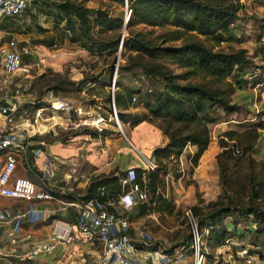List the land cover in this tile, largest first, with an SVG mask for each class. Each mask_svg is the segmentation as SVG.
<instances>
[{
	"label": "trees",
	"instance_id": "16d2710c",
	"mask_svg": "<svg viewBox=\"0 0 264 264\" xmlns=\"http://www.w3.org/2000/svg\"><path fill=\"white\" fill-rule=\"evenodd\" d=\"M107 1L115 2L121 7L127 5V12L121 11L119 14L113 15L103 6L89 7L82 4L81 1H50L54 8L51 11L55 23L53 30L61 40L68 36L70 43L78 45L83 50V54L88 55L114 54V57L121 36L122 47L133 51L138 57L144 55L153 61L147 64L140 63V60L132 63L141 64L146 74L159 76L164 82L162 89L155 95L143 99V105L148 108L147 114L140 116L137 113L120 110L118 108L120 96L116 89L114 90V105L118 117L124 122H130L133 126L141 120L161 121L159 127L166 134L167 142L153 149L152 156L156 166L145 172V178L143 177L144 168L135 167V180L146 185L147 190L148 186L151 187L150 189L154 192L159 184H164V175L167 170L169 168H172L173 171L176 169L177 158L187 144L195 146L191 160L195 165L210 142V124L221 118L227 119L235 116L241 107L248 109L246 106H241L242 103L233 100V94L240 85V79L229 77L233 76L236 67L250 64L251 59L243 47L233 50H224L220 47L223 41L233 37L229 26L238 18L239 1H230L229 3H225L224 0ZM43 2L46 0H32V3L37 7ZM18 17L2 16L0 27L7 28L9 32L20 31L23 24H20ZM137 24L169 26V28L157 35L159 41H152L141 38L138 33L131 30ZM38 29L39 31L47 30L41 25L38 26ZM123 32H128V35ZM54 39V34H52L38 42L51 46L55 43ZM177 40H180L177 44L167 43ZM31 54L32 51L22 54V62H29ZM165 61L175 64L181 70L174 72ZM82 72L83 76L79 80L71 79L68 73L64 78L56 77L54 82L47 85L43 91L39 90V93L50 91L57 95L61 92L64 93L65 90L80 91L87 79H95L99 74L98 72L95 74ZM66 83L71 85V88L65 87ZM118 83L115 81V86ZM124 93L127 100L124 107L126 108L133 103L136 99L135 94L140 93V90L139 88H125ZM40 97L44 98V94ZM133 97H135L134 100H132ZM106 100L109 103L111 101L109 97ZM23 105L20 106V110L23 109ZM215 106L222 110L220 115L213 113ZM107 109L111 110L110 107ZM263 125L264 122L260 125L255 124L244 131H237L236 128L226 129L221 132L223 138L220 137L217 140L222 146L216 159L219 183L223 193L216 200L208 201L206 210L198 217L194 213L198 206H193L194 211L191 209L199 229L208 228V233L203 237L202 252H205L204 247L215 249L223 244L227 237H230L229 227L231 224L224 221L223 217L232 214L233 211H236L237 215L251 214L256 225L249 226V230L264 234V205L262 206V201L254 204V200H259L261 196V182L254 180L256 174L251 170L243 175L240 173V168L237 167L238 163L245 159L264 164V157L253 159V156L259 153L256 140L260 133L259 128ZM106 133V128L82 126L81 129L73 130L70 133L51 136L47 141L53 142L57 139L66 141L79 134L96 137ZM226 137L238 140L241 143V149L238 148L237 152L234 151V147L227 144L224 139ZM31 139L33 141L31 147L42 146L39 141L43 138L35 136ZM169 162H171L170 166ZM191 169L192 165H189L188 171ZM123 173L124 171H117V169L94 173L83 189L77 192L70 190L63 193L57 192L55 196L59 194L60 198H65L63 200L68 201H83L98 196L115 198L122 192L119 178ZM178 175L177 171L174 172L175 177ZM261 181L263 180L261 179ZM263 185L264 181L262 188ZM101 187H103L104 195H100ZM245 196L247 202L244 201ZM156 199L161 204H158L157 209L167 210L170 208L172 200L163 197H156ZM138 207L140 213H145L150 206L148 201H144L138 204ZM68 214L73 215V220L76 219V205L68 206ZM52 216L62 217L60 214L50 217ZM188 242L189 238L183 244ZM253 243L258 245L256 242ZM175 246L177 245H172L169 250ZM235 249H233L234 252ZM206 255L211 257L213 253H206ZM237 264L242 263L238 262Z\"/></svg>",
	"mask_w": 264,
	"mask_h": 264
},
{
	"label": "rangeland",
	"instance_id": "374dc122",
	"mask_svg": "<svg viewBox=\"0 0 264 264\" xmlns=\"http://www.w3.org/2000/svg\"><path fill=\"white\" fill-rule=\"evenodd\" d=\"M54 0H46V2H43L40 4L39 7L35 6V4L32 3V0H30L29 5L27 8L23 11V13L17 18L20 24H23L20 31L14 30V32L20 33V35H17L15 38L17 41H23L26 40L32 48V53L35 51L36 53H39V55H44L45 62H42L41 59L37 63H33L30 68L27 70H24L25 73L27 72L28 76H19L16 75V79H12V83H19L24 89L22 93V105L23 109L18 110V112L15 115V121L21 128L23 134L25 137L28 136L27 133H31V137H38L43 138L45 142H47L48 139L51 138V136L60 135V134H66L70 133L73 130L81 129L82 126H87L91 128H96L94 123V120L89 119V114L87 115V112H90L89 107L90 105L93 106L94 103H98V100H96L95 97H92L91 95H88L84 92L75 91V90H65L64 93L60 94H50L47 93V100L44 98H41L40 96L43 94H46L47 91H44V93H39V90H44L47 85H50L52 82H54V79L56 77L64 78V76L68 73L76 72L78 69L81 71H84L87 74H95V73H102L103 77H109L110 73L112 75V78L115 77V81H120L124 85H127L129 88H139L140 93L136 94V99L131 103V106L134 108V113H137L140 116H144L147 114V109L143 105V99L145 98H151L153 95H155L159 90L162 89L164 82L162 81L161 77L154 76V75H148L144 72L142 65L140 64H132L134 62H137L140 60V63L147 64L149 62H153L149 58H147L144 55H140L138 57L134 54L133 51H130L126 49L125 47H117V52L115 56L114 54H104V55H94V54H83V50L76 44L70 43L68 41V36H65L63 40H61L60 36L57 37V34L54 32L53 28L55 27L53 14H51L54 10L52 6V2ZM75 1H81L82 4L87 5L89 7H99L103 6L105 7L110 14L116 15L119 14L121 11L127 12L126 5L124 7H121L115 2L107 1V0H75ZM236 0H224L225 3H229ZM239 8L237 11L238 18L235 22L231 23L229 26V31L232 33L233 37H229L227 40L223 41L220 44V47L224 50H233L239 47H243L246 49V51H252L250 54H262L260 59L257 61H254L252 58L251 63H254V66H259L260 68H264V0H238ZM14 25V24H13ZM41 25L42 27L46 28L45 31H39L38 26ZM15 27V26H13ZM169 28V26H152V25H145V24H137L131 28L133 32L138 33V36L144 39H151L152 41H159V33ZM59 29V28H58ZM125 35H128V32H123ZM54 34V44L51 46L44 45L42 43H39L38 41L40 39H45L46 37L51 36ZM59 35V34H58ZM19 39V40H18ZM121 40V36H120ZM119 40V43H120ZM180 40L177 41H169L167 43H179ZM119 45V44H118ZM44 46L49 50L57 49L55 50L56 53H64L65 48L68 50H82L78 55L77 58H70L67 59L66 62L61 65L59 68H52L51 66H48L47 64V58L48 54H45V51H43ZM68 53H70L68 51ZM249 55V53H247ZM63 56V54H62ZM32 60V54L31 58ZM157 61V60H155ZM161 61V60H160ZM167 66L171 67L174 72L180 71L181 68L176 66L175 64L168 63L165 61ZM24 65V64H23ZM24 67V66H23ZM22 67V68H23ZM21 68V69H22ZM20 69V70H21ZM72 71V72H71ZM70 76V75H69ZM27 79V80H26ZM252 85V83L250 84ZM71 88V85L65 84V87ZM53 93V92H52ZM257 97L261 96L260 93L257 91L256 94ZM39 97V98H38ZM65 98L68 101H71L70 104V112H71V120H67L62 122L63 124L57 123V119L62 120L58 116V110L52 108L51 101L54 103L53 105H57V101H55V98ZM262 99L257 98V101ZM246 102L241 104V106H246L248 109L246 111L245 108L241 107L236 114L235 118L233 119L235 122V128L237 131H244V129L250 128L253 125H260V123L264 122V109H261L259 106L258 108H250L252 107L250 105V102L248 101V97H245ZM107 101V100H106ZM60 103V102H59ZM58 103V104H59ZM108 103V101H107ZM39 105V106H37ZM138 105V106H137ZM259 105V104H258ZM42 110L37 114L39 107ZM109 106L104 105V108L108 110ZM93 112V109L91 110ZM94 113V112H93ZM112 113V111H111ZM131 113V112H130ZM213 113L215 115H220L222 113V110L215 106L213 108ZM118 116V114H117ZM88 117V118H87ZM111 118V125H113V130L111 131L112 134H117L118 136H122L125 141L128 142L129 146L132 147L133 152L137 159H139L137 150L140 149L139 146H133L130 144L128 138H131V129L134 127L130 124V122H124L119 117V122L122 127L123 132L119 128L116 118L113 114L110 116ZM83 121L85 123H83ZM97 121V120H96ZM57 124H56V123ZM153 122H156L158 125H160V120H155ZM33 124V127H36L38 130H33L31 128V125ZM62 125V126H60ZM133 126V127H132ZM25 127V128H24ZM62 127V128H58ZM111 127V126H110ZM264 127V125H263ZM42 130V131H40ZM51 132L50 134H48ZM222 135V134H221ZM81 137H85L82 135ZM88 137V134H87ZM99 137V136H96ZM223 138V135L220 136ZM217 137V140L220 138ZM76 139V136L74 137ZM90 140V138H87ZM227 141V144H229L231 147H238L240 148L241 143L238 140H231L229 138H224ZM82 138L80 136H77V139L74 141H77L78 147L81 149V151L75 155L74 159H67L64 160L63 163L58 164V166L55 168V164L53 165L54 173H61V177H63V172H70V174L74 175L76 178V181L72 184L71 187L75 186L77 181L79 180H85L89 181L91 172H94V169H97L95 171H104L99 170L100 163L104 164V157L103 160L100 156L101 148L99 147L103 146L100 145V143H97L92 145L91 143L84 144L80 143ZM86 141V140H85ZM258 146H259V153H257L255 156H253V159L264 157V138L259 133L258 138L256 140ZM40 143V142H39ZM233 143V144H232ZM84 144V147H80ZM232 144V145H231ZM41 145V143H40ZM96 146V149L94 147ZM41 148V146L34 145V147H31L28 149L26 153L27 162L22 158L21 163H18L16 174L17 175H26L32 180L36 181L38 184H42L43 181L40 179L41 173L36 172V170L33 168L32 164H34V157L36 156L33 152V148ZM241 149V148H240ZM93 150V151H92ZM88 153H94L92 156L93 158H88L86 156V152ZM233 154V153H232ZM35 160V159H34ZM30 164V166H29ZM171 162H169L170 166ZM238 168H240L241 174H246L248 172H253L256 174V177L254 180H259L261 182L260 189L261 190V196L259 200L255 199L254 204L257 202L262 201V206L264 205V185L262 188V183L264 181V164H259L257 161H248V159H245L238 163ZM177 169V170H176ZM176 169L172 171L173 173L176 171H180L179 165H177ZM172 168H169L167 170L171 171ZM117 171H122L118 169ZM166 172V173H167ZM58 179V178H57ZM56 179V181H58ZM261 179L263 181H261ZM62 181V182H61ZM59 181V183L64 184V180ZM189 182H193V179H188ZM45 182H50L51 184L55 182L53 177L50 180H45ZM159 184L160 191H152L148 186V197L147 200L149 203V208L147 210V214L149 216L143 215L145 219L152 218L153 221L158 223V233L150 234L148 232H145V234L148 236L147 238H150V241H159V239H166L167 237L172 238L173 242L171 245H179L187 242L189 236H190V229L187 221V217L185 214V210L190 208L193 210V206H198L197 211L194 213L196 217L199 216V214L206 210L207 208V202H204V198L202 196V193L198 190L195 194V200L191 203V201H187L185 205H175L172 198H169V194L171 191V183L168 184ZM169 185V191L166 189V186ZM64 186V185H63ZM70 186V185H69ZM55 187V185H54ZM80 186H75L72 190L77 192L80 190ZM162 191V193H161ZM169 193V194H168ZM221 193H223L222 188L220 186V192L217 195L215 199L209 200L213 201L216 200ZM165 194V195H164ZM158 195V196H157ZM59 197V194L56 196ZM156 197H163L168 198L171 201L170 208L167 210L157 209L159 201L156 199ZM62 199V198H61ZM65 199V198H63ZM244 201L247 202L246 196L244 197ZM191 203V204H190ZM161 205V204H159ZM23 206V205H22ZM200 214V215H201ZM50 217V216H49ZM224 221H228L230 225V233L229 235L237 239L239 242L248 243L250 245H254L251 247H254L255 250H260L258 252H261L262 256L264 257V234L251 231L249 230L250 227H254L256 225V221H254L253 216L251 214L246 215H237L236 211H233L232 214H227L223 217ZM159 221V222H157ZM239 229V230H237ZM203 232V236L208 233V228L204 227L201 228ZM236 231V232H235ZM240 231V232H239ZM239 232V233H238ZM161 233V234H159ZM167 236V237H166ZM162 241V240H160ZM253 242H256L258 245H255ZM205 252L202 262L200 264H236L237 259L236 255L233 251L235 247L231 246L228 249L226 247H219L217 250L211 249L209 247H204ZM201 251H202V245H201ZM213 253L211 257H208L206 253ZM194 260V253L190 251L188 255L185 258V261L183 264H193Z\"/></svg>",
	"mask_w": 264,
	"mask_h": 264
},
{
	"label": "crops",
	"instance_id": "0c3cea01",
	"mask_svg": "<svg viewBox=\"0 0 264 264\" xmlns=\"http://www.w3.org/2000/svg\"><path fill=\"white\" fill-rule=\"evenodd\" d=\"M17 35H20V33L18 32L16 33L14 31L9 32L7 28L0 27V44L6 42L10 38H17L18 37ZM23 41L27 42L26 40ZM42 47H43V51H45V54H48V56H46L47 64L52 68H59L61 65H63L66 62L67 59L74 57L77 58V55L82 51L80 49L68 50L67 48H65L66 52L56 53L55 50L57 49L46 50L44 46ZM68 51L70 53H68ZM251 52H252L251 50L247 51V53H249L248 55L249 58H252L254 61L260 59L262 54L255 53L251 55L250 54ZM40 59L42 62H45L44 55L40 56L39 53H36L34 51L32 53V60H30L27 63H23L24 65H22L21 68L23 66L24 67L22 69L19 68L15 72L13 79L14 78L16 79V75L25 76V77L28 76L27 72L25 73L24 70L30 68V66L33 63L34 64L37 63ZM253 64L254 63H250L248 65H242L236 67V69L233 72V76L229 77V78L240 79V85L237 87V89L233 94V100L243 104L244 102H246L245 97H248V101L252 106L250 108H254L256 106L257 107L262 106L261 109H264V84L258 87V92L261 95L259 97L256 96L257 92H255L253 90V86L250 85L251 83L253 84L256 83V81H258L259 83H262L264 81V68H260L261 72L252 82L247 80L245 77V72L248 69H250L251 66H254ZM0 73H1V63H0ZM69 75L71 79L79 80L80 78H82L83 72L78 69L76 72H72ZM111 80H112L111 73L109 77H103V72H102L98 74V76L95 79H87V81L84 83L83 89L81 90V92L91 95L92 97H95L96 100H98V103H94L93 106L91 105L89 106L91 107L89 109L91 110L93 109L94 113L91 110H89L90 112H87V115L89 114L90 120H94V122H97L94 123L95 125L93 126H95L98 129L106 128L107 133L104 135H99V137H91L89 135L87 137V134L75 135L76 139L77 136H80V138L83 139L81 140L80 143L84 142V144L91 143L92 145H94L98 141L100 145H103L99 147V149L101 148L102 150L100 151V156L102 160L103 157L105 160L104 164H102V162L100 163L99 170H104L102 172H108L112 169H117V170L120 169L124 171L126 167L130 165L142 167L140 159H137L138 157L135 156L133 149L132 147L129 146L128 142L125 141V139L122 136H118L117 134L111 133V131L113 130V125H111V118H110L112 114L111 101L110 103L109 102L107 103L106 101L107 97L110 98ZM118 82L119 83L117 84V86H115V82H114L113 101H114V90L116 89V91L119 93L120 96L119 99L120 104L118 108L123 112L134 113L135 107L128 105V107L124 108L125 104L127 103L124 89L129 87L127 85H124L120 81ZM13 85L17 86L20 84L13 83ZM47 93H50L51 95L53 94L50 91L46 92V94H44L46 100H47ZM260 97L262 99L257 101V98ZM55 99H56L55 101L57 102L64 100L66 103V105L62 107H58V108L52 107L58 110V115H59L58 117L62 119V120L57 119L56 122L57 123L59 122V124H63L62 122L71 120V112H70L71 101H68L62 97ZM52 103L53 102L51 101V104ZM104 105H108L111 108V110L110 111L106 110L104 108ZM114 107L116 110L115 105ZM41 108L44 107L42 106ZM235 117L236 115L231 116L230 118L227 119L221 118L210 124V138H211L210 142L207 148L202 152V154L198 158V161L195 165H192L189 162V158L192 157L195 152V146L191 144H187L183 148L182 152L179 154L177 158L178 161L177 165H179L180 167V169H178L180 171H177L179 175L177 177L174 176L173 180L168 181V183L169 182L171 183L170 185L171 191L170 194L168 193L169 198L173 199V202L176 206L185 205L187 201H191V203H193L194 202L193 200H195V194L198 190L202 193L204 202L215 199L219 194L220 192L219 170H218L216 156L217 153L222 149V146L219 145L217 141V137L222 136L221 135L222 131L226 129L235 128V123H231V122H235L233 119H231ZM83 123L85 122L83 121ZM31 128L36 131L38 130L36 127H33V124ZM58 128H62V127H58ZM130 132H131L130 133L131 138H128L130 144L133 146L134 145L139 146L140 149L143 151V153L145 155H148L152 159H153L152 156L153 149L156 146L163 145L167 142L166 134L163 133V131L160 129L159 125L156 122L141 120L131 129ZM50 133L51 132H49L48 134ZM27 134L28 136H30L31 133H27ZM82 135H84L85 137H81ZM75 136L70 137L66 141L57 139L53 142H48V141L45 142L43 139L40 140L39 142L42 144V146L41 148L38 147L40 149L39 155L34 157L35 159V160L33 159L34 164L31 163L33 168L36 170V172L41 173V167L43 166V162L46 159H48L53 163H56L55 168L58 166V164L63 163L64 160L74 159L75 155L81 151V149L78 147L77 141H74L76 140L74 138ZM87 138H90V140H88ZM84 144L81 145L80 147L82 146L84 147ZM95 149L96 146L94 147L93 150ZM85 152L86 151H84V153ZM94 154L95 152L93 154L91 152L90 153L86 152V156H88V158H93L92 156ZM3 160H4V155L0 153V167ZM18 163H21V160ZM189 165H192V169L188 171ZM95 170L97 169H94L93 170L94 172H91L89 175L98 172ZM171 171H173V169ZM61 175L62 172L54 173L53 170V175L50 177V179L53 177V179L55 180V182L52 183L53 186L55 185L56 189L58 190L62 189L64 192L66 190H72L75 186H80V188L83 189L88 182L87 179L79 180L77 181L75 186L71 187L72 184L76 181L74 175L70 174V172H63V177H61ZM190 178L194 180V183L188 181V179ZM56 179L58 181H56ZM61 180H64V184L59 183V181ZM168 187L169 185L166 186V189H168L169 191ZM63 201L64 200L61 199L60 197L55 196L53 199L50 200H37L35 202L36 206L49 210L50 212H48L45 218L34 219L33 221H29L26 219L21 221L19 226V238L16 244L18 250L26 248L33 240L45 239L50 229V222L53 218L62 219L63 217L62 220L68 223H73L75 221L73 220V215L68 214L69 205H64ZM27 204L28 201L26 200L11 198L0 194V208L4 209L9 217V220L6 223H4L2 227H0V242L7 241L8 232H10V230L14 225V221L11 219L13 213L18 211L19 209H22ZM117 211H120L119 207H117ZM56 214H60L62 217H58V216L49 217L51 215H56ZM124 215L127 216L129 220L130 225H129L128 233L132 237V242L136 247L144 248V250L157 249L158 251H164V252H169L172 250V249L169 250V248L172 246L171 243L173 242L172 238L170 239V237L166 236L167 238L164 240L159 239L157 243L156 241H150V238H147L148 236L145 234V232H148L152 235L158 233L157 232L158 223L153 221L152 218L145 219L143 215L149 216V214H147V212L140 213V209L138 205L125 211ZM218 248L219 246L216 247V250ZM103 253H104L103 244L100 241L98 240L89 241L86 239H78L69 244L59 243L51 252L41 253L37 255L36 258H34L33 260H28V259L19 260L14 255L0 254V264H19V263L99 264L100 257L103 255ZM111 264H117V262L115 260H112ZM134 264H159V263L155 262L151 258H143L140 254L136 257ZM166 264H175V263H166Z\"/></svg>",
	"mask_w": 264,
	"mask_h": 264
},
{
	"label": "built area",
	"instance_id": "2783aa9c",
	"mask_svg": "<svg viewBox=\"0 0 264 264\" xmlns=\"http://www.w3.org/2000/svg\"><path fill=\"white\" fill-rule=\"evenodd\" d=\"M30 0H0V17L5 15L20 16L29 5ZM127 8V5H126ZM122 41L120 40L119 47ZM31 46L24 41H17L10 38L0 44V153L4 155V160L0 167V194L28 201V204L19 209L11 216L14 225L8 232L7 241L0 242V254L14 255L19 260H33L41 253L51 252L57 244H69L78 239L89 241L98 240L103 244L104 253L100 257L99 264H111L115 260L117 264H134L136 257L141 254L143 258H151L159 264L175 263L183 264L189 250L194 253L193 264L202 262L204 253L201 251L203 242V232L199 229L195 216L190 208L185 210L190 236L187 244H179L171 251L164 252L155 250H144L136 247L132 242V237L128 233L129 220L124 212L147 200L148 190L146 185L140 184L135 180V165L126 167L120 176L122 192L117 197H90L83 201L64 200V205H76L77 216L73 223H68L60 218H53L50 222V229L45 239L33 240L26 248L16 247L19 238V226L21 221L45 218L50 212L35 205L37 200H50L55 197L57 192L63 193L62 189H56L50 182L53 175L54 163L46 159L41 167L40 179L42 184H38L31 178L24 175H16L15 171L18 162L23 158L27 162L26 153L32 140L30 136L25 137L21 128L15 121V115L22 105L23 87L21 85H11L15 72L23 65L22 54L30 53ZM261 72L259 66H251L245 72V77L253 81ZM115 77L111 80V108L112 114L116 118L119 128L120 125L117 112L114 107L113 89ZM264 84L252 83L253 90L258 91V87ZM135 97L132 98L134 100ZM60 102V103H59ZM58 107L65 106V101H59ZM52 107L58 108L57 105ZM41 107L38 108L37 114ZM256 108H258L256 106ZM259 109V108H258ZM261 136L264 138V127L259 128ZM238 151V147H234ZM35 155H39L40 149L33 148ZM141 161L143 177L145 172L156 166L155 161L145 155L141 149L137 150ZM19 160V161H18ZM192 157L189 158L191 162ZM193 165V164H192ZM30 166V164H29ZM172 171L164 175L165 184L173 180ZM161 189L158 186L157 192ZM162 193V191H161ZM100 195H104L103 187L100 188ZM117 207L120 211H117ZM9 220L7 212L0 208V227ZM236 246L235 255L238 262L242 264H264V258L260 252L253 249L254 245L239 242L230 236L219 247L229 248ZM23 264V263H19ZM237 264V263H236Z\"/></svg>",
	"mask_w": 264,
	"mask_h": 264
},
{
	"label": "bare ground",
	"instance_id": "6f19581e",
	"mask_svg": "<svg viewBox=\"0 0 264 264\" xmlns=\"http://www.w3.org/2000/svg\"><path fill=\"white\" fill-rule=\"evenodd\" d=\"M57 107H58V102H57ZM32 126V125H31Z\"/></svg>",
	"mask_w": 264,
	"mask_h": 264
}]
</instances>
